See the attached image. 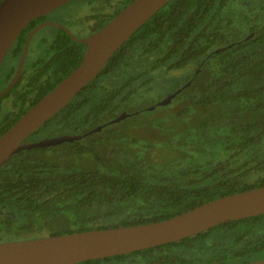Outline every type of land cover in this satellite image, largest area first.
<instances>
[{
    "label": "trees",
    "instance_id": "1",
    "mask_svg": "<svg viewBox=\"0 0 264 264\" xmlns=\"http://www.w3.org/2000/svg\"><path fill=\"white\" fill-rule=\"evenodd\" d=\"M231 1L173 0L167 4L103 67L102 73H112L116 79L113 76L104 81L93 79L56 114L55 122L48 121L43 127L58 128L60 125L64 131L73 127L76 132H83L107 124L111 119H104L110 116L112 103L126 99L122 94L125 86L120 80L126 78V82H138L123 74L130 73L133 77L130 70L134 65L126 64L132 59L129 51L138 56L135 59L140 63L148 64L150 74L159 70H180L193 64L196 70L189 80L191 85L171 103L174 108L169 105L174 114L167 118L168 125L154 124L162 131L181 130L179 145L184 143V153L190 145L198 152L207 150L210 155L216 154L213 150L217 149V154L224 158L222 156L211 170H227L233 174L223 178L218 186L177 189L176 196L171 198L165 197L169 193L155 194L160 199L151 205L136 199L140 190H106L105 187L164 185L149 177L137 166L135 159L117 156V152L123 150L120 142L112 135L102 136L108 125L98 132L100 135L93 134L95 138L89 136V143L65 144V153L74 154L71 156L75 159L90 158L91 168L81 170L64 162L61 175L27 180L26 184H46L54 190L48 194L47 205L23 210L26 217L32 214L34 220L48 223V227L63 218L55 230L56 235H60V230L78 232L161 221L212 199L264 186V168L253 165L264 162L261 158L264 155V0L240 2L243 11L235 16L226 11ZM252 33L254 35L250 37ZM152 57L161 60L156 72L149 61ZM138 90V87L130 90L134 98ZM134 114L131 112L127 118ZM191 119L195 121L190 122ZM188 123H193L192 131H188ZM122 135L116 133V138L122 139ZM98 144L108 146L107 151L97 152ZM67 154L65 156L69 157ZM112 156L118 158L115 159L118 170H113ZM14 177L11 168L7 167V185L21 184ZM61 187L71 190H59ZM116 196L127 197L124 203L129 204L130 218L125 217L121 201L114 200ZM8 228L9 231L15 229L13 233L18 236L26 232L17 225ZM262 257L264 214L230 221L178 242L80 264H139L140 260L145 264L246 263Z\"/></svg>",
    "mask_w": 264,
    "mask_h": 264
},
{
    "label": "water",
    "instance_id": "2",
    "mask_svg": "<svg viewBox=\"0 0 264 264\" xmlns=\"http://www.w3.org/2000/svg\"><path fill=\"white\" fill-rule=\"evenodd\" d=\"M69 1L1 0L0 66L16 38L32 20L48 14ZM170 1L133 0L104 28L89 38L80 40L88 46L81 64L0 137V169L18 152L33 146L47 147L63 142L79 141L92 133L100 132L111 123L123 121L130 116L126 112L121 113L112 122L99 126L88 134L62 135L44 139L35 145H30L28 142L22 144L25 138L44 125L91 82L114 53ZM42 26L44 25L38 26L31 33L29 40ZM253 35L254 33L250 37ZM26 50L27 46L21 59L20 69ZM191 83V81L187 82L150 110L171 104ZM11 86L2 92L0 97ZM262 214H264V186L212 199L194 209L161 221L2 242L0 264H80L178 242L221 224ZM227 264H264V259Z\"/></svg>",
    "mask_w": 264,
    "mask_h": 264
},
{
    "label": "flooded vegetation",
    "instance_id": "3",
    "mask_svg": "<svg viewBox=\"0 0 264 264\" xmlns=\"http://www.w3.org/2000/svg\"><path fill=\"white\" fill-rule=\"evenodd\" d=\"M75 1L76 0H70L64 5L50 11L48 14L32 20L24 28V32L22 31L19 34L20 38H18L19 36L16 38L7 55L5 56L0 66V94L7 87L10 85L12 86L5 94L0 97V137L8 129H10L28 110L36 105L46 94L52 91L61 81H63L81 64L88 46L87 44L82 43L80 40L87 39L104 28L133 0H117L116 2L112 0H87L86 8L83 11L80 10L74 12L69 8L67 9V7ZM172 1L173 0L170 2ZM120 2L124 5L123 8L113 13V11H115V4ZM40 25L44 26L37 30L29 40L31 33ZM26 46L27 50L24 57V62L20 69L21 59L24 55ZM128 54L132 59L130 61L131 63L126 62V64L130 66L140 64L138 59H135L138 56L133 51H129ZM152 58L153 60L149 61H151L153 64V72H156V70L159 68L158 65L161 64V60L159 58ZM102 71L103 70H101L99 74L94 77V79L96 78L99 81H104L112 76L116 79L114 74L111 73L107 75L106 73H102ZM119 74L121 75L120 72ZM123 74L126 75V73ZM145 75L150 76L151 74L148 70H146L142 73H136L130 78L139 81L142 79L141 77ZM9 96L12 97L11 102L5 106L1 104L4 99ZM70 101L62 109L67 107ZM62 109H60L59 112ZM56 114L48 119L50 123L56 121L54 120ZM48 121H46V123ZM46 123H44V125ZM99 126L84 130L83 132H76L77 129H74L73 127H71L72 130L68 128V130L64 131V128H61L60 125H58V128H50L49 125H47V127H43L42 125L38 130L34 131L27 138H25L22 144L28 142L30 145H35L44 139H51L62 135L88 134ZM106 127L107 126L102 128L101 131H103V129ZM48 128L50 129L49 134L46 132ZM43 129L45 130V135L40 137V132ZM93 134L95 133H92L88 136ZM75 142L76 141L63 142L61 144L47 147L33 146L25 151L16 153L0 169V226L3 228L0 229V243L46 237L41 235L43 228L39 227L37 224L34 225L30 223V219L34 216L29 214V217H26V214L23 213V210L31 207H41L43 205H47L49 200L48 194L52 192L54 188H51L46 184L37 186L26 183L27 180L33 177L38 179L61 175L64 171V161L66 158L65 155L67 154L65 153V144ZM67 155L69 157H72L71 155L74 156L72 153H68ZM261 158L264 160V155H262ZM47 160H51L52 162L49 163ZM40 163H42V165H40ZM253 165L254 167L261 166L264 168V162H262V164ZM7 167L11 168L12 174L15 176L14 178L16 180L19 179L20 181L17 182H20L21 184L7 185L8 180L5 178ZM231 174H233V172L227 170L153 172L149 174V177L153 178V180L164 183V185L146 187L120 186L105 187L104 189L109 191L116 190L118 192L140 190L141 194L136 196V199L141 203H148L151 205L154 203V201L160 199V196L155 194L169 193V196L165 197L171 198L176 196L177 189H201L216 185L218 186L223 182V178ZM60 189L64 191L67 189L71 190V188L65 187H61L59 190ZM126 198L127 197L124 196H116V199L114 200L121 201L122 207L125 209L124 214L127 215L125 217L130 218L131 215L129 204L127 202L124 203ZM9 210L16 212L12 213ZM36 215H38V213H36ZM23 222L26 224L22 225ZM15 225H17V228L23 231L31 230L32 232L33 230L38 229L36 234H40L41 236L35 238H25L18 236L15 233L16 235L11 237V235L14 234L13 232L15 229L9 231L8 227H15ZM56 227H60V225H57ZM60 231H62L60 232L61 234L77 232L74 230ZM56 234L58 233L55 231L48 232L47 236ZM263 259L264 257L249 262ZM214 263L227 264L242 262ZM139 264L145 263L140 260Z\"/></svg>",
    "mask_w": 264,
    "mask_h": 264
},
{
    "label": "rangeland",
    "instance_id": "4",
    "mask_svg": "<svg viewBox=\"0 0 264 264\" xmlns=\"http://www.w3.org/2000/svg\"><path fill=\"white\" fill-rule=\"evenodd\" d=\"M103 1V0H101ZM116 2L117 0H112ZM245 0H232L230 2V6L227 8V13L230 16L240 15L243 11V5L240 2H244ZM261 1V0H260ZM87 0H76L74 3L70 4L67 9H71L74 12L84 10L86 8ZM113 13L123 8V4L118 3L115 4ZM230 9V10H229ZM7 66V65H6ZM146 66V67H145ZM132 75L135 73H142L146 71L149 67L146 63H140L134 66H131ZM196 67L193 64L175 71L164 72L159 70L156 74L153 73L150 76L145 75L142 76L141 80L138 82H126V78L120 80V84L124 85V89H122V94L126 95L125 100L117 99L112 103L111 114L108 119H115L121 113L136 112L133 116L126 118L123 121L115 122L109 124L108 128L102 136L112 135L116 140L120 142V145L123 150L117 152V156L123 155L122 158L125 160H134L138 161V167L143 169L146 174H150L156 171H175V170H211L215 164L218 163V160L223 156L221 154H217V149L213 150L216 154L210 155V152L205 150V152H198L194 145H190L187 147L188 152L184 153L183 142L179 145V138L181 137L182 131L175 130V125H173L174 130H166L162 131V128L158 127L154 123L162 122L163 125H168L167 118L171 117L174 113L171 110V107L174 108V104H169L167 106H158L154 110H150L151 107L156 106L157 103L165 99L168 95L172 94L178 88L185 85L192 79L195 73ZM155 74V75H154ZM130 78L131 74L125 75ZM139 88L138 92H135L137 97L134 98L130 90L135 88ZM12 97L9 96L1 103L4 106L10 103ZM149 109V110H148ZM174 110V109H173ZM173 113V114H172ZM109 121L108 123L112 122ZM194 119H191L190 122H194ZM193 123H188V131H192L194 126ZM50 129L46 131L49 134ZM41 136L45 135V130L43 129L41 132ZM116 133H122V139L116 138ZM192 133V132H191ZM100 135L99 133L95 136ZM93 135V138H95ZM192 137V136H191ZM81 144L89 143L90 137H84L80 140ZM127 145H132L134 148H128ZM119 148V149H120ZM207 149L209 147H206ZM108 146H103L102 144H98L96 146L97 152L104 151L106 152ZM210 150V149H209ZM208 153H207V152ZM211 151V150H210ZM112 156L114 160L112 162V166L115 168L113 170H118L117 161L118 159ZM224 158V156L222 157ZM69 165L76 166L77 169H87L91 168L93 165L91 164L90 158L82 157V158H72L66 157L65 161ZM212 162L214 164H212ZM98 167L103 168L101 165H97ZM14 213L16 211L9 210ZM18 216V215H16ZM53 223L51 227H48V223H39L37 219H30V223L34 225H39V227L43 228L42 236H47L48 232H53L58 229L56 227L60 220ZM0 229H3L0 226ZM5 232V231H4ZM38 229H35L31 232V230H27L25 233L21 235V237H39L40 234H36ZM14 233L12 236H15ZM10 237V236H9Z\"/></svg>",
    "mask_w": 264,
    "mask_h": 264
}]
</instances>
